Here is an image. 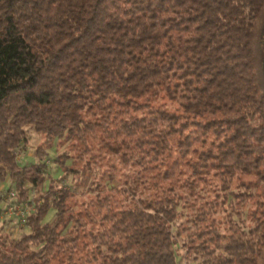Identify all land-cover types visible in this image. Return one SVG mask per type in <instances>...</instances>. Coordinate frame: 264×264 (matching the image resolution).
I'll return each instance as SVG.
<instances>
[{
  "label": "trees",
  "instance_id": "1",
  "mask_svg": "<svg viewBox=\"0 0 264 264\" xmlns=\"http://www.w3.org/2000/svg\"><path fill=\"white\" fill-rule=\"evenodd\" d=\"M7 180L0 264H264V0H0Z\"/></svg>",
  "mask_w": 264,
  "mask_h": 264
},
{
  "label": "rangeland",
  "instance_id": "2",
  "mask_svg": "<svg viewBox=\"0 0 264 264\" xmlns=\"http://www.w3.org/2000/svg\"><path fill=\"white\" fill-rule=\"evenodd\" d=\"M27 129V140L23 141L20 146L17 148L18 153V160L21 165H25L27 163H31L32 161L36 160V149L38 146L42 143H49L52 144L51 147L47 149L48 156L46 157V161L48 163V172H50V175L53 178H59L63 174V170L59 166V164L54 161L53 159L60 153L67 151L69 146L68 142L64 141V139L59 138L52 140V138L46 137L44 134H41L37 132L34 127L29 124L26 126ZM70 160H67V163H69ZM49 182V179L46 180V183ZM10 181L7 180L4 182V187L8 188L10 187ZM63 184H66L67 186H73L74 182L71 178V175L69 174L67 176V180L63 182ZM32 193H35V191L32 190ZM5 200H0V207H3L5 204ZM54 209H50L45 217L46 221H50L54 217ZM185 218V216L183 217ZM180 222V220H179ZM0 225L4 227V230L9 232L12 237H20L24 233H27L30 231V227L27 223L20 224L16 219H3L0 220ZM177 225V224H176ZM174 225V229L176 230L177 226ZM179 255L178 258L181 261V264H196L199 263L197 259H194L192 256L186 255V249L182 245V240H180L177 244ZM260 264H263L261 262Z\"/></svg>",
  "mask_w": 264,
  "mask_h": 264
},
{
  "label": "built area",
  "instance_id": "3",
  "mask_svg": "<svg viewBox=\"0 0 264 264\" xmlns=\"http://www.w3.org/2000/svg\"><path fill=\"white\" fill-rule=\"evenodd\" d=\"M5 200L3 207H0V220L16 219L20 224L27 222L30 213L34 208L33 201L29 199H21L15 188H5L4 184H0V200Z\"/></svg>",
  "mask_w": 264,
  "mask_h": 264
}]
</instances>
